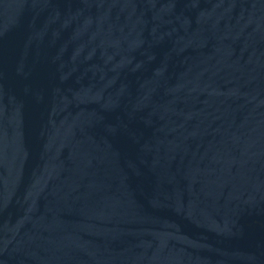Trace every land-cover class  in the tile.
Listing matches in <instances>:
<instances>
[{
  "label": "water",
  "instance_id": "95a60500",
  "mask_svg": "<svg viewBox=\"0 0 264 264\" xmlns=\"http://www.w3.org/2000/svg\"><path fill=\"white\" fill-rule=\"evenodd\" d=\"M0 264H264V0H0Z\"/></svg>",
  "mask_w": 264,
  "mask_h": 264
}]
</instances>
